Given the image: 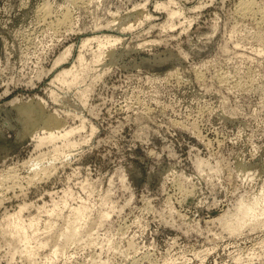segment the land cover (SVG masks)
Returning <instances> with one entry per match:
<instances>
[{
	"label": "rangeland",
	"instance_id": "obj_1",
	"mask_svg": "<svg viewBox=\"0 0 264 264\" xmlns=\"http://www.w3.org/2000/svg\"><path fill=\"white\" fill-rule=\"evenodd\" d=\"M85 1L0 0V264H264V0Z\"/></svg>",
	"mask_w": 264,
	"mask_h": 264
},
{
	"label": "bare ground",
	"instance_id": "obj_2",
	"mask_svg": "<svg viewBox=\"0 0 264 264\" xmlns=\"http://www.w3.org/2000/svg\"><path fill=\"white\" fill-rule=\"evenodd\" d=\"M253 5L254 4L252 2L242 1L240 3V5H239V12L241 13V17H242V15H245V16L251 15L253 13L254 8H255ZM141 11L143 12L144 16H149V14L146 12V10L142 9ZM176 15H177L176 12H170V16L174 17ZM123 19H121V20H123ZM120 23L121 22L118 20V22H113L112 24H110V26H112V28L118 29L122 25V24L120 25ZM126 24H127V22H126ZM126 27L127 28H132L133 25L130 24V25L126 26ZM111 54H112V52L108 53L107 55H111ZM79 60H80L81 63H83L84 58H83L82 55L80 56ZM100 63H101L100 61H96V63H95L96 67H100L101 66ZM71 73H73V75H74L73 79L71 80V85H79L83 78L81 76H79V75L77 76V74H75L74 72H71ZM15 105H16V107L19 110V113H20V116H21V120L24 123V126H25V128L27 130L30 129V128H35V127L39 126V128H41L43 131L46 132L47 136L44 138V140L41 141V143L42 142H52L53 140H55V138L57 137L56 130L59 131L60 128L63 126V123H62L61 119L57 115H54V114H51V113L48 114L46 112V110H45L44 104L42 102H40V101H38L37 103L31 102V101L27 102V103L17 102ZM71 133H72V131L66 132L64 136L66 138H68V136ZM203 164H204V162H200L198 164V166L200 168H202ZM241 164H242V166L244 167L245 170H249L250 169L247 166V163L245 164L244 162H242ZM246 173H248V171H246ZM263 196H264V194L258 195L257 197H255L254 201H253V204L250 207H247L244 204H239L237 206V208L235 209L236 212L234 214L225 215L224 217L219 219V221L221 222V224L225 228H227L231 232H233V233L240 232L242 227H243V225H245L247 222L255 223L259 219L260 215L261 216L264 215V208H261L258 211L255 210V206H259V205H262V204L264 205V199H263L264 197ZM84 208L85 207L83 206V207H80V208L74 210V214L77 216L76 220H80L81 218H83L85 216V213H84L85 209ZM52 211L56 212V209H53ZM108 215L104 214L103 216L105 218ZM103 216H102V218H103ZM34 225H35L34 220H32L30 222L29 226L32 227ZM77 230L78 229L75 226V221H73L72 223H69L68 226L66 227V231L64 230L65 232H63L64 237L67 240H70L71 242L74 243L75 241H72V240H73V238L75 236L78 237ZM16 233H17V240L18 241H20V242H29L30 241V237L28 236V233L26 232V227L24 225H21V224L17 223ZM60 237H62V236H60ZM64 237H62V238H64ZM77 237H76L75 240H77ZM55 252L57 253L58 250H56ZM27 257H29V255Z\"/></svg>",
	"mask_w": 264,
	"mask_h": 264
}]
</instances>
